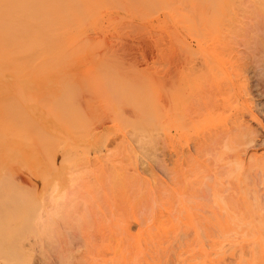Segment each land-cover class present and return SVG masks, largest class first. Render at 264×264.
Here are the masks:
<instances>
[{
    "label": "rangeland",
    "instance_id": "1",
    "mask_svg": "<svg viewBox=\"0 0 264 264\" xmlns=\"http://www.w3.org/2000/svg\"><path fill=\"white\" fill-rule=\"evenodd\" d=\"M49 1L59 39L0 62V264H201L218 247L237 264L229 244L263 233L239 204L249 179L264 192V0Z\"/></svg>",
    "mask_w": 264,
    "mask_h": 264
},
{
    "label": "bare ground",
    "instance_id": "2",
    "mask_svg": "<svg viewBox=\"0 0 264 264\" xmlns=\"http://www.w3.org/2000/svg\"><path fill=\"white\" fill-rule=\"evenodd\" d=\"M55 0H50L49 1V4H52L51 5V7H54L55 5H56V2H54ZM93 1H96V0H93ZM102 1H104V0H101L100 1V3H102ZM83 2V1H82ZM97 2V1H96ZM95 2V3H96ZM98 2H99V0H98ZM46 2H45V0H0V62H8V61H16L17 59H19V60H21V58L22 57H24V58H22V59H24V60H28V59H25L27 56L29 57V56H37L38 54H40L42 51V49H41V45H43L42 43L44 42L43 40H45V42L47 41V44H48V42L51 40V39H47L48 38V36L50 35V34H48V29L50 28H48L46 31H48V32H46V33H44V31H43V29H44V27L47 25V24H49L50 22H46L47 24L44 26V24H45V20L46 19H48L49 18V16H48V18H46V16L44 15V12L45 11H49V8L48 7H46V5H44ZM90 3H92V0H91V2ZM58 4H59V2H58ZM67 4V3H66ZM77 4V3H76ZM79 4V3H78ZM83 4H84V2H83ZM86 4V3H85ZM94 4V3H93ZM103 4V3H102ZM101 4V5H102ZM98 6H99V4H97ZM97 5H95L94 4V6H97ZM44 6H45V9L46 8H48L47 10H45L44 9ZM50 6V5H49ZM57 6V5H56ZM61 6V5H60ZM65 6V5H64ZM69 6V5H68ZM91 7L90 5H89V3H87V6H84V8H88L89 9V7ZM76 7H78V6H76ZM83 7V6H82ZM82 7H81V9H82ZM70 8V7H69ZM92 8L93 9H96V7L94 8L93 6H92ZM99 8H100V6H99ZM105 8H106V6H105ZM52 9V8H51ZM58 9H60V8H58ZM79 9H80V7H79ZM45 10V11H44ZM54 10H55V8H54ZM70 10V9H69ZM78 10V9H77ZM84 10V9H83ZM71 11H72V9H71ZM79 11V10H78ZM81 11V10H80ZM86 11V10H85ZM51 12V11H50ZM53 12V11H52ZM88 12V11H87ZM66 13V12H65ZM90 13V12H89ZM88 13V14H89ZM98 13V12H97ZM48 14H50V13H48ZM47 14V15H48ZM69 14V13H68ZM88 14H86V16L88 15ZM91 14H93L92 12H91ZM90 14V15H91ZM57 15V14H56ZM65 14H63L62 16H64ZM95 15V14H94ZM58 16V15H57ZM56 16V17H57ZM66 16V15H65ZM46 19H45V18ZM52 17V16H51ZM61 17V16H60ZM59 18V17H58ZM67 18V17H66ZM51 19V18H50ZM55 19V18H54ZM57 19V18H56ZM78 19V18H77ZM81 19V18H80ZM61 20V19H60ZM49 21V20H48ZM51 21V20H50ZM72 21V20H71ZM86 21V20H85ZM89 21V20H88ZM53 22H55V21H52L51 22V24L53 23ZM58 22V21H57ZM68 22H70L69 20H68ZM61 23H63V22H61ZM60 22L58 23L59 25L61 24ZM77 22L75 21V23L74 24H76ZM63 24H65V23H63ZM67 24V23H66ZM74 24H73V22H72V25L74 26ZM94 24V23H93ZM57 25V24H56ZM55 25V26H56ZM71 25V24H70ZM70 25H67V26H70ZM72 25H71V27H72ZM63 26V25H62ZM67 26H65V28H67ZM48 27V26H47ZM52 27V26H51ZM60 27V26H59ZM82 27V26H81ZM58 28V26L55 28V29H57ZM76 28V27H75ZM50 30V29H49ZM54 30V29H53ZM58 30H59V28H58ZM64 30V29H63ZM66 30V29H65ZM50 32H51V30H50ZM63 33L65 32V31H62ZM67 32H68V28H67ZM57 33V32H56ZM44 34V35H43ZM52 34H54L53 32H52ZM67 34V33H66ZM45 35H48L47 37L45 36ZM58 35V34H57ZM59 35H60V33H59ZM45 36V37H44ZM52 35H50V38H53V41H57L58 39L56 38V37H51ZM62 36V35H61ZM43 37L45 38V39H43ZM59 37V36H58ZM75 37V36H74ZM57 39V40H55V39ZM47 39V40H46ZM69 39V38H68ZM49 40V41H48ZM61 40V39H60ZM59 40V41H60ZM70 40V39H69ZM52 41V40H51ZM50 41V42H51ZM49 42V43H50ZM52 43V42H51ZM54 43V42H53ZM62 43H63V41H62ZM65 43H66V41H65ZM56 44V43H55ZM55 44H53V45H55ZM73 45V44H72ZM51 46H52V44H51ZM63 46V45H62ZM40 47V49H38ZM66 47H68V46H66ZM47 48L49 49L50 48V46H47ZM54 48V47H53ZM63 48V47H62ZM47 49V50H48ZM59 49H61V48H59ZM56 50H57V48H56ZM38 51H40V53H38L37 54V52ZM43 52H44V50H43ZM47 53H50V52H48V51H46ZM58 52V51H57ZM52 53H54V52H51V54ZM64 53V52H63ZM45 54V52L43 53V55ZM56 54V53H55ZM41 56H39V57H42V53L40 54ZM52 55H54V54H52ZM52 55H50V56H52ZM44 56H46V55H44ZM48 56V55H47ZM56 56V55H55ZM57 57V56H56ZM30 58V57H29ZM35 59H38V57H34ZM52 57H50V59H51ZM31 59H33V58H31ZM44 59V58H43ZM49 59V58H48ZM39 60H40V58H39ZM12 61V62H13ZM32 61V60H31ZM45 61V60H44ZM47 61V60H46ZM11 62V63H12ZM16 62H18V60L16 61ZM22 62V61H21ZM36 62V61H35ZM41 63V62H40ZM15 64V63H14ZM11 66H14L13 64H10ZM9 65V66H10ZM18 65V63H16L15 64V68H16V66ZM27 65V64H26ZM30 65H31V63H30ZM29 65V66H30ZM33 65V64H32ZM36 65H38V64H36ZM39 65H41V64H39ZM2 66H4V64L2 65ZM34 66V65H33ZM41 66H43V64L41 65ZM6 67V66H5ZM13 67V68H14ZM22 67V66H21ZM27 67V66H26ZM36 67V66H35ZM0 68H2V69H5L4 67H1L0 66ZM12 67H10L9 69H11ZM12 68V69H13ZM31 68V67H30ZM41 68V67H40ZM42 68H44V67H42ZM7 69V68H6ZM9 69L7 70V71H9ZM22 69H23V67H22ZM14 70V69H13ZM26 70H27V68H26ZM28 70H29V68H28ZM2 71V70H1ZM10 71H12V70H10ZM23 71H24V69H23ZM44 71V70H43ZM17 72V71H16ZM21 72V71H20ZM19 72V73H20ZM29 72V71H28ZM33 72V71H32ZM40 72V71H39ZM9 73V72H8ZM24 73V72H23ZM26 73V72H25ZM203 148V147H202ZM188 153V152H187ZM194 160V159H193ZM263 160H264V157H263ZM262 160V158L259 160L258 159V161L256 160H254V162L252 163V164H250L251 166L249 167L250 168V170H251V168H252V170L253 171H257V170H259V172L258 173H260L262 176H264V161ZM195 161V160H194ZM197 161V160H196ZM196 161L194 162V163H196ZM200 164V163H199ZM248 171L249 172V176H251L252 174L250 173L251 171ZM256 172V173H257ZM254 173V172H253ZM257 173V174H258ZM221 174L222 173H220V175H219V177H221ZM256 174V175H257ZM254 176V175H253ZM217 179V177H214V180L217 182L218 181V183H216L214 180V182H212V183H214V185H218V184H220V186H221V183H219V179ZM248 178V177H247ZM249 178H252V176L251 177H249ZM254 179V180H253ZM202 180V179H201ZM201 180L199 181V183L201 182ZM207 180V179H206ZM251 180H253L254 181V183H255V185H254V183L252 182L251 183V181H250V179H249V181H247V182H249L251 185H253L252 187L253 188H250L251 187V185H250V187L249 186H244V187H246V188H244L245 189V191H243V195H242V197H241V195H240V197H241V199L240 200H244L245 202H242L241 201V203L239 202V201H237V203L239 202L240 204L239 205H241L242 203V205H247V207H248V205H249V207L247 208L246 207V210H248V212L246 211V210H244V209H242L241 207V210H240V214L242 215L243 214V212H244V214L245 213H248L247 215H251L252 217H253V215H252V213L253 214H257L258 213V215H260L259 217H264V213H263V211H264V209H263V203L261 204V202H260V199L262 200V202H263V200L264 199H262V197L261 196H263L264 195V192H263V195H261L262 193H261V191H256V188L254 187V186H258V185H256V179L255 178H252ZM206 182H208V180L207 181H204L203 183H200L199 185H201V187L202 186H205L204 184L206 183ZM246 182V184H249V183H247ZM211 183V182H210ZM206 185H207V183H206ZM208 185H210V187H211V184H208ZM214 185H212L213 186V189H214V187H216V186H214ZM209 186H205V188H209V189H212V187L210 188ZM259 188V187H258ZM201 189V188H200ZM218 189V188H217ZM263 189H264V185H263ZM215 190V189H214ZM260 190V189H259ZM219 191V190H218ZM198 192V191H197ZM211 192V191H210ZM257 192H260L261 194H259V195H261L260 197H259V195L257 194ZM205 193V192H204ZM203 193V194H204ZM220 193H221V191L219 192V196H220ZM218 194V193H217ZM200 195H201V193H200ZM206 195V194H205ZM215 195V194H214ZM251 195V196H250ZM212 196H213V194H212ZM218 197V196H217ZM220 197H222V195L220 196ZM230 198V197H229ZM218 199H220V198H218ZM217 199V202H219L220 200H218ZM223 200V199H222ZM228 200V199H227ZM235 200V199H234ZM250 200H252V202L250 201ZM232 201V200H231ZM255 201V204L253 203ZM220 202H224L225 203V201L223 200V201H220ZM219 202V203H220ZM229 202V201H228ZM233 202V201H232ZM235 202V201H234ZM251 202V203H250ZM257 202V203H256ZM236 203V202H235ZM234 203V204H235ZM236 203V204H237ZM245 203V204H244ZM225 204H227V203H225ZM235 204V206H237L238 207V205H236ZM245 205V206H246ZM245 206L243 207V208H245ZM254 206V207H253ZM241 211H243V212H241ZM247 215H245V216H247ZM242 216H244V215H242ZM249 217V216H248ZM262 217V219H261V221L259 222V223H261V222H263V223H261V227H257V225L256 224H254V230H258L259 228H262L261 230L263 231V233H261L260 235H259V233L256 235V236H254V234L252 235V234H250V231L251 230H248L246 233L245 232H243L242 231V233H241V236H238V237H236L235 238V240L237 239V241L238 242H236L235 240L233 241V242H235V243H238L239 245H237V244H233V242H232V245H231V243L229 244V247L231 246V248H233V247H235V248H237V246H238V248L237 249H239V251H237L238 252V255H237V264H264V218ZM259 223H257L259 226H260V224ZM255 225H256V227H255ZM251 225H249V228H251L250 227ZM247 229V228H246ZM260 230V229H259ZM259 230H258V232H259ZM261 232V231H260ZM256 234V233H255ZM219 239V238H218ZM216 241V240H215ZM223 242V240L221 241H219L218 240V242H215L214 243V247L216 246V247H218V243H219V245L221 244V243ZM229 242H231V241H229ZM235 245V246H234ZM221 248V247H220ZM217 249V248H216ZM234 249V248H233ZM236 249V250H237ZM220 250H222V248L220 249ZM219 250V247H218V250H217V253H213L214 255H209V254H212V253H207V255L209 256V258H208V256H207V258L210 260L209 262H208V260L205 258L206 256H205V252H201L202 254H200V256L202 255V262H201V264H206L205 262H206V260H207V262H208V264H220L219 262L220 261H217L216 259L218 258V260H220L221 258L223 259V255L222 254H219V252L218 251H220ZM232 250V249H231ZM235 250V249H234ZM216 251V250H215ZM215 251H213V252H215ZM222 253H223V251H221ZM224 252H225V250H224ZM234 252V251H233ZM215 254H218L217 255V257L215 256ZM225 254V253H224ZM233 254V253H232ZM204 256V257H203ZM213 256H215L214 258H213ZM204 258H205V260H204ZM221 259V260H222ZM204 260V261H203ZM222 262V261H221Z\"/></svg>",
    "mask_w": 264,
    "mask_h": 264
}]
</instances>
